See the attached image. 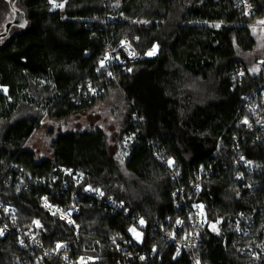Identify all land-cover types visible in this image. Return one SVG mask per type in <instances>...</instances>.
Returning <instances> with one entry per match:
<instances>
[{
    "label": "trees",
    "instance_id": "16d2710c",
    "mask_svg": "<svg viewBox=\"0 0 264 264\" xmlns=\"http://www.w3.org/2000/svg\"><path fill=\"white\" fill-rule=\"evenodd\" d=\"M65 1L63 9L54 10L51 0H15L17 30L0 46V201L17 209L20 230L0 239V264H61L55 258L37 262V255L62 241H71L72 257L118 264L125 259L111 240L139 219L146 225L143 243L129 252L146 255L147 264H190L187 255L173 261L172 249L149 232L166 219L184 217L183 210L174 209L173 193L187 187L201 168L208 175L191 198L204 204L207 215L201 262L246 264L237 247L264 245V131L248 130L255 116L244 96L264 88L238 54L255 46L250 25L264 20V0H251L255 11L249 16L241 15L235 0H128L112 11H106L104 0ZM107 12L116 18L105 26ZM123 37L142 59L130 63L127 73L116 69L118 85H105L90 104L75 102L81 85L103 77L97 71L104 42ZM154 47L157 53L149 57ZM239 70L249 78L237 81ZM114 89L129 106L120 139L137 134L125 158L111 154L100 129L58 134L51 141V159L39 160L27 148L45 117L63 120L88 111ZM237 143L253 170L236 168L238 154L231 147ZM153 151L171 159L174 170ZM62 167L73 173L63 177ZM88 190L101 191L104 199ZM72 193L78 196L79 213L73 216L78 240L73 227L41 204L47 194L70 211ZM107 199L123 208L110 214ZM240 213L253 215L244 237L231 232ZM33 220L43 227L40 246L31 251L19 245L18 236ZM210 223H218L219 235L208 229ZM154 246L158 251L150 257Z\"/></svg>",
    "mask_w": 264,
    "mask_h": 264
},
{
    "label": "built area",
    "instance_id": "2783aa9c",
    "mask_svg": "<svg viewBox=\"0 0 264 264\" xmlns=\"http://www.w3.org/2000/svg\"><path fill=\"white\" fill-rule=\"evenodd\" d=\"M126 1L128 0H104L103 6L106 11H112L123 6ZM235 5L241 15L244 16H249L255 11L251 0H235ZM115 18L113 14L107 12L102 23L108 26ZM110 35H113V30ZM104 44L105 50L97 71V73L103 75V77L100 79V82L94 85L86 84L78 88L73 100L80 105L90 104L97 96L104 93L105 85L109 83L118 85L114 71L119 69L127 73L129 71L128 65L140 61L143 57L128 37L119 38L116 41L109 39L105 41ZM254 75L262 78L258 80V84L261 88H264V62L259 65L258 73ZM246 78H249V76L244 70H239V72L235 74V79L237 81L241 82ZM0 91H3V89ZM244 97L248 100V107L254 112L255 116L252 123L247 124L248 130L254 131L257 128L264 131V90H261L260 93L253 92ZM136 119L137 116L134 115V120ZM136 135V133H131L123 140L122 147L126 154L129 153L131 147L135 143ZM231 150L233 153L238 154L236 168H239L240 164H242L245 171L253 170V163L245 159L240 151L238 143L233 145ZM153 154L169 171L174 170L175 164L171 159L161 157L156 151H153ZM61 170L63 177L73 173L72 169L64 167H62ZM197 175V178L191 179L188 182L187 187L178 188L173 193V197L176 199L174 209L183 210L184 217H180L176 220L166 219L165 223L152 227L149 232L150 236L157 235L161 241H164L166 245L172 249L173 261L178 260L183 255H187L190 264H202L198 251L201 246V231L206 224L207 215L204 204L191 200V198L192 195L198 194L201 191L202 177L207 176L208 173L201 168ZM241 177L242 176H239L238 179ZM174 179H178L176 174H174ZM55 192L56 190H52V194ZM87 193L100 201L104 199V194L101 191L88 190V192L86 191V194ZM77 201V194L72 193L71 208L70 211L66 212L63 206L58 202L52 201L49 195L45 194L41 198V204L44 209L51 215L60 217L69 226L73 227L76 233V239L78 240L80 228L73 220V216L79 213ZM105 204V210L109 211L112 215H115L123 208L122 204L116 203L112 199H107ZM16 215L17 209L15 207L5 206L0 201V239L7 237L13 230L20 231L18 228H15L17 222ZM252 219L253 215H250V213L238 214L231 222V232L236 237L246 236L249 232ZM42 227V223L39 220H33L30 228L18 236L19 245L31 251L38 248L40 246L39 239ZM212 228H215V230ZM145 229L146 225L141 219L134 220L126 230L125 235L115 236V238L111 240L113 246L123 253L125 259L118 264H134L135 262L138 264L148 263L146 255L140 254L138 251L129 252L130 248L137 247L143 243ZM208 229L215 235L220 234L218 223H210ZM70 247L71 241H62L57 243L51 251L40 249L37 255V262L41 263L49 258H55L58 259L61 264H94L96 259L89 256L80 255L78 257H72L69 252ZM157 251L158 247L154 246L150 253V257H153ZM236 251L245 259L246 264H264V245L257 248L238 246Z\"/></svg>",
    "mask_w": 264,
    "mask_h": 264
},
{
    "label": "rangeland",
    "instance_id": "374dc122",
    "mask_svg": "<svg viewBox=\"0 0 264 264\" xmlns=\"http://www.w3.org/2000/svg\"><path fill=\"white\" fill-rule=\"evenodd\" d=\"M51 4L54 10H61L66 1L51 0ZM18 12L20 11L14 2L12 6H9L4 0H0V46L17 30L14 21ZM250 27L255 39V46L249 52H239L238 57L252 75L258 73V66L264 61V20L253 21ZM156 53L157 47H154L147 55L153 57ZM128 112L129 106L122 91L114 89L104 101L97 103L88 111L63 120L45 117L40 129L27 143V148L31 149L39 160L51 159L53 153L51 141L58 134L100 129L106 135V143L111 154L125 158L127 154L122 147L123 141L120 139V135ZM212 229L215 230V228Z\"/></svg>",
    "mask_w": 264,
    "mask_h": 264
},
{
    "label": "water",
    "instance_id": "95a60500",
    "mask_svg": "<svg viewBox=\"0 0 264 264\" xmlns=\"http://www.w3.org/2000/svg\"><path fill=\"white\" fill-rule=\"evenodd\" d=\"M10 2H11V6H12V4H13V2L15 1V0H9Z\"/></svg>",
    "mask_w": 264,
    "mask_h": 264
}]
</instances>
